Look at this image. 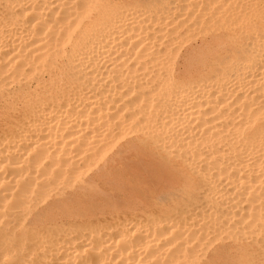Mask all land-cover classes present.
<instances>
[{
	"label": "bare ground",
	"instance_id": "6f19581e",
	"mask_svg": "<svg viewBox=\"0 0 264 264\" xmlns=\"http://www.w3.org/2000/svg\"><path fill=\"white\" fill-rule=\"evenodd\" d=\"M0 264H264V0H0Z\"/></svg>",
	"mask_w": 264,
	"mask_h": 264
},
{
	"label": "rangeland",
	"instance_id": "374dc122",
	"mask_svg": "<svg viewBox=\"0 0 264 264\" xmlns=\"http://www.w3.org/2000/svg\"><path fill=\"white\" fill-rule=\"evenodd\" d=\"M135 183L137 184L138 190L137 189L131 190L126 185H124L123 186L124 190L122 191H125V193L129 195H135L139 191V189H143L146 186L145 182L140 181V180L136 181Z\"/></svg>",
	"mask_w": 264,
	"mask_h": 264
}]
</instances>
